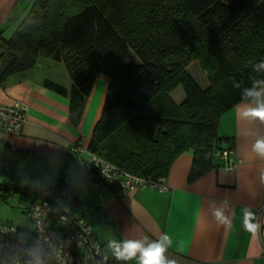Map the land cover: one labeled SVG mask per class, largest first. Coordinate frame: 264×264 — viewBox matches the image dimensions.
<instances>
[{
	"label": "trees",
	"instance_id": "trees-1",
	"mask_svg": "<svg viewBox=\"0 0 264 264\" xmlns=\"http://www.w3.org/2000/svg\"><path fill=\"white\" fill-rule=\"evenodd\" d=\"M19 18L9 39L0 32V83L40 58L62 63L70 87L44 84L68 98L76 126L95 75L107 76L87 148L140 177H166L186 151L189 182L220 166L214 151L231 148L220 116L264 81V0H21L9 22ZM194 61L205 89L186 69ZM178 86L180 104L170 97ZM10 189L22 188L0 185L1 200Z\"/></svg>",
	"mask_w": 264,
	"mask_h": 264
},
{
	"label": "crops",
	"instance_id": "crops-1",
	"mask_svg": "<svg viewBox=\"0 0 264 264\" xmlns=\"http://www.w3.org/2000/svg\"><path fill=\"white\" fill-rule=\"evenodd\" d=\"M20 1L0 0V32L6 40L21 21L9 22ZM45 81L70 87L65 66L46 58L0 83V103L20 100L27 106L20 134L0 132V185L27 190L36 178L49 174L43 178L55 180L49 188L69 189L72 203L86 210V219L90 215L87 221L103 244L113 240L147 244L166 233L172 244L165 256L174 264H264V155L255 149L258 141H264V121L242 115L257 106L256 98L238 103L219 118L217 134L230 140L238 161L234 167L220 160V166L189 182L192 152L186 151L171 165L165 177L166 191L144 188L114 197L105 188L101 201L71 145L87 147L102 113L109 78L95 75L76 126L69 119L68 98L49 89ZM170 97L180 104L185 98L181 86ZM216 210L222 213L220 218ZM245 223L254 228L246 229ZM138 256L115 264H138Z\"/></svg>",
	"mask_w": 264,
	"mask_h": 264
},
{
	"label": "built area",
	"instance_id": "built-area-1",
	"mask_svg": "<svg viewBox=\"0 0 264 264\" xmlns=\"http://www.w3.org/2000/svg\"><path fill=\"white\" fill-rule=\"evenodd\" d=\"M27 106L20 100L11 104L0 103V132L20 134L26 122ZM79 158L92 190L104 201V189L114 197L124 193L150 188L166 191L165 177L156 180L123 171L92 153L81 143L71 145ZM214 158L234 167L238 162L232 148L214 151ZM27 215L31 231L11 222H0V264H115L116 258L97 240L86 220V210L79 209L70 199L69 192L61 187L38 191L31 201Z\"/></svg>",
	"mask_w": 264,
	"mask_h": 264
},
{
	"label": "clouds",
	"instance_id": "clouds-1",
	"mask_svg": "<svg viewBox=\"0 0 264 264\" xmlns=\"http://www.w3.org/2000/svg\"><path fill=\"white\" fill-rule=\"evenodd\" d=\"M257 68H264V62H261L256 66ZM258 85H264V81H257L254 83L253 88L246 89L245 93L248 97L256 98L258 104L256 107L247 108L242 112L244 117H252L264 121V87H257ZM255 149L261 155H264V141H258L255 145ZM217 218L222 216L219 210L215 211ZM246 216H251L250 213H246ZM253 226L251 223H245L246 229H251ZM172 244V239L168 234H163L157 241L152 243H145L142 240H126L123 242H117L115 240L110 241L107 245L112 250L113 256L118 261H130L137 258L138 264H174V261H170L166 258L165 252L167 248ZM34 264H41V261L37 257Z\"/></svg>",
	"mask_w": 264,
	"mask_h": 264
},
{
	"label": "rangeland",
	"instance_id": "rangeland-1",
	"mask_svg": "<svg viewBox=\"0 0 264 264\" xmlns=\"http://www.w3.org/2000/svg\"><path fill=\"white\" fill-rule=\"evenodd\" d=\"M186 69L201 89H205L208 86L206 76L197 62H191ZM48 176L49 174L46 173L41 175L38 179L36 178L30 186L25 187L27 190L21 189L12 191V189H10L4 200L5 203L0 204V214H2L0 222L8 221L27 232L31 231V224L27 213H25V209L29 206L28 203H30L31 197H33L35 193L38 194L39 190L54 186V179H47V181L43 179ZM23 191H25V193H23ZM87 219H90V215L87 216ZM104 245L107 247L108 243L105 241Z\"/></svg>",
	"mask_w": 264,
	"mask_h": 264
},
{
	"label": "snow or ice",
	"instance_id": "snow-or-ice-1",
	"mask_svg": "<svg viewBox=\"0 0 264 264\" xmlns=\"http://www.w3.org/2000/svg\"><path fill=\"white\" fill-rule=\"evenodd\" d=\"M251 228H254V226H250Z\"/></svg>",
	"mask_w": 264,
	"mask_h": 264
}]
</instances>
